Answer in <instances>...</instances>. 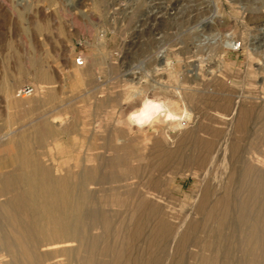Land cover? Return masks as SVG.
<instances>
[{
    "label": "rangeland",
    "instance_id": "1",
    "mask_svg": "<svg viewBox=\"0 0 264 264\" xmlns=\"http://www.w3.org/2000/svg\"><path fill=\"white\" fill-rule=\"evenodd\" d=\"M210 1L0 0V264H264V0Z\"/></svg>",
    "mask_w": 264,
    "mask_h": 264
},
{
    "label": "bare ground",
    "instance_id": "2",
    "mask_svg": "<svg viewBox=\"0 0 264 264\" xmlns=\"http://www.w3.org/2000/svg\"><path fill=\"white\" fill-rule=\"evenodd\" d=\"M205 2L207 3V5H205V4L204 5L205 6H208L209 8L213 4L210 0L209 1L205 0ZM209 8H208V10H209ZM215 10H216V8H215ZM176 13H178V12H176ZM172 17H175V16H172ZM176 17H178V16H176ZM180 17H182V16H180ZM183 17H184V15H183ZM215 17H217V12L216 11L213 12L212 15H208V17L205 18V22L210 23V22H212L214 20ZM229 36H231V35H229ZM233 39H234V37H233ZM233 39L230 38V40H228L227 42L225 40L226 45H222V47H226V46L227 47H232V46H234V44L236 42H234ZM222 44H223V42H222ZM195 66H197V65H195ZM22 96H26V94H22ZM181 97L182 96L179 95V98H181ZM237 102H239V101H237ZM178 103H179V101L171 100V98L169 100H162V99L161 100H157L156 98L146 97L141 102V107L139 108V111H136V112H134L131 115V116L136 117L137 119H131V121H133L139 127H143L148 122H150L151 119H153L155 117H164L165 120L168 121V123L172 124L173 127H176V128L177 127H181L183 125V121H186V120L190 119V115L191 114L186 109H183V110L177 111V112L176 111H173L171 108L174 105H178ZM148 105H155V108L154 109L153 108H148V111L145 113L144 112L145 111V108L148 107ZM236 106H238V104ZM236 108L237 107H235V109ZM236 115H237V112H236ZM228 136H229V132H226V134L224 136V140L222 139L223 142H221V144H219V146H218V151L220 150L221 151L220 153L223 152V155L226 154V152H227ZM215 157H216V155H215ZM212 161H215V160H212ZM32 172L33 173H30V172L23 173V175H22V179L25 182V186H26V189L23 192V198L24 199H26V198L27 199H42V201L45 204V208H46V209H44V211L47 212V213H50L51 209L53 208V204L55 203L53 199H59V194H58V192H57L56 189L54 191H48V190L45 189V186H44L45 185V183H44V177L39 175V173H40L39 168L33 169ZM232 172H235V171H232ZM232 174L233 173H231V177L233 176ZM57 186H58V184L56 183L55 184V187L57 188ZM253 192L254 193L255 192H257V193L258 192H264V183H262V181H261V183H260V181H258L256 185H249V186H247L248 196L251 193H253ZM37 202L35 200L32 201V206L36 208ZM51 225L53 227H55V228L56 227L57 228L58 227L60 228V227H64L65 226V222L62 219H58V218L52 216ZM38 228H39V232H40V234L42 236L47 237L51 233V230L48 229V228H46L42 224H39L38 225Z\"/></svg>",
    "mask_w": 264,
    "mask_h": 264
},
{
    "label": "built area",
    "instance_id": "3",
    "mask_svg": "<svg viewBox=\"0 0 264 264\" xmlns=\"http://www.w3.org/2000/svg\"><path fill=\"white\" fill-rule=\"evenodd\" d=\"M76 62L79 64V65H83L85 63V60L83 58V56H78L76 58ZM33 90V88L31 86H25L21 89L22 92H24L23 94L25 93H29Z\"/></svg>",
    "mask_w": 264,
    "mask_h": 264
},
{
    "label": "clouds",
    "instance_id": "4",
    "mask_svg": "<svg viewBox=\"0 0 264 264\" xmlns=\"http://www.w3.org/2000/svg\"><path fill=\"white\" fill-rule=\"evenodd\" d=\"M144 103H145V102H144ZM148 108H153V109H154V108H155V105H148V107L145 108V111H144L145 113L148 111ZM137 111H139V109H137ZM129 118H130V119H137L136 117L131 116V115H130Z\"/></svg>",
    "mask_w": 264,
    "mask_h": 264
}]
</instances>
